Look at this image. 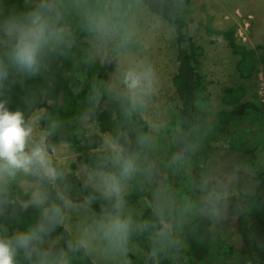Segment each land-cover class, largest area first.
I'll use <instances>...</instances> for the list:
<instances>
[{"label":"clouds","instance_id":"9594fccd","mask_svg":"<svg viewBox=\"0 0 264 264\" xmlns=\"http://www.w3.org/2000/svg\"><path fill=\"white\" fill-rule=\"evenodd\" d=\"M154 2L159 8L154 15L162 16L167 0ZM149 9L148 0H24L22 9L0 0V264H74L82 258L93 264H131L138 255L155 262L182 246L181 233L197 218H224L233 181L210 174L194 184L197 200L185 197L177 206L161 185L153 197L152 216L130 205V182L151 169L140 151L153 144L151 134H137L134 147L125 132H118L91 162L73 170L50 142L62 126L59 119L48 115L41 127L38 113L26 115L8 106L14 86L23 88L28 79L45 76L56 57L70 53L75 34L69 21L75 19L90 38V59L117 67L124 112L131 118L158 88L152 64L131 57ZM122 60L127 64L120 69ZM27 93L24 102L31 111L37 94ZM100 96L94 89L93 103ZM172 160L180 161V154ZM74 173L80 189L70 180ZM74 191L82 199H75ZM28 208L36 210L35 218L10 230V222L22 223ZM58 229L63 230L60 236ZM145 234L146 254L134 244L135 237ZM250 239L257 238L253 234ZM258 246L264 248V243Z\"/></svg>","mask_w":264,"mask_h":264},{"label":"rangeland","instance_id":"374dc122","mask_svg":"<svg viewBox=\"0 0 264 264\" xmlns=\"http://www.w3.org/2000/svg\"><path fill=\"white\" fill-rule=\"evenodd\" d=\"M183 9L190 33L195 43L203 49L202 70L209 94L205 103L210 109L204 115L205 123L197 132V139L198 145L211 147L212 155L199 160L201 166L198 168L192 166L180 170L178 174L172 172L169 163H172L175 141L173 128L170 127L173 122L170 111L174 104L172 78L177 68V45L171 26L149 11L141 20L131 57L151 63L157 73V91L147 105L137 112L145 121L154 142L144 155L151 169L147 175L130 182L128 197L138 196L129 203L143 214L153 205L152 198L161 185L167 186L177 206L181 205L185 197L197 200L199 193L191 191L185 194L183 190H178L173 178L177 181L182 175L195 178L210 174L216 179H230L233 183L224 218L209 220L216 242L223 248L221 251L231 252L232 247L240 248L243 243L239 229H246L249 225L245 220L241 222L240 218L243 213L252 210L254 196L258 195L264 204V181H260V176L264 175V120L249 117L238 122L231 115L224 116L223 113H229L239 105L227 106L224 96L230 88L242 89L245 92L244 99L258 104L264 116V0H186ZM227 34H233L239 44L254 50L255 72L252 78L244 80L237 71L239 58L229 49ZM85 40L90 46L88 35ZM102 64L109 76L110 87L120 95L122 86L116 79L117 67ZM126 64L127 61L122 60L118 66L123 69ZM42 112L36 113L41 117ZM87 129V146L95 157L103 151L104 142L112 136L96 125ZM77 134L79 139L75 144L63 141L57 145L58 153L62 154L73 170L81 163H88L86 157L77 150L84 134L83 129H79ZM244 149L250 154L245 153ZM74 174L78 176V173ZM21 187L27 189L26 184ZM245 200L250 205H245ZM134 244L147 253L142 236L135 237ZM148 261L144 255L131 258V264H148Z\"/></svg>","mask_w":264,"mask_h":264},{"label":"trees","instance_id":"16d2710c","mask_svg":"<svg viewBox=\"0 0 264 264\" xmlns=\"http://www.w3.org/2000/svg\"><path fill=\"white\" fill-rule=\"evenodd\" d=\"M185 1L167 0L163 15H155L171 26L174 42L177 45V68L172 78L174 104L170 111L173 122L170 127L173 128L175 141L172 154L179 153L181 160L175 163L172 160V163H169L172 172L177 174L180 170L184 171L192 166L200 167L199 160L209 158L213 151L211 147L198 145L197 132L205 123L204 115L210 109V106L205 103L209 94L202 70L203 49L195 43L184 19ZM5 2L6 5L18 9L24 7V0H5ZM148 2L149 11L153 15L158 13L159 8L154 0H148ZM69 25L75 34V43L70 53L56 57L45 76L28 79L23 88L19 85L14 86L9 93L11 100L8 106L12 110L20 108L26 115L43 111L40 117L41 127L44 126V118L48 115L59 119L62 126L50 138V142L56 146L63 141L74 143L79 139L77 131L82 128L84 134L78 142L77 150L89 163L94 158L87 146L89 126L96 125L112 137L118 132H125L134 147L137 134H149V131L138 113L131 118L126 117L123 107L125 101L116 90L110 87L109 76L104 65L90 59L89 43L85 40L87 34L78 28L75 19H70ZM226 38L232 54L239 58L237 71L240 76L244 80L252 78L255 72L254 50L239 44L233 34H227ZM94 89L101 94L97 103L92 101ZM27 90H33L37 94V102L31 111L24 102V97L28 94ZM244 98V90L228 89L224 96L225 104L236 106L235 104L239 103V105L223 115H231L238 122L249 117L263 121L264 116L259 105ZM248 134L246 138L250 143ZM254 143L258 146L256 141ZM148 148L140 149L142 155L147 153ZM243 151L250 154L247 149ZM201 177L200 175L189 178L182 175L177 181L174 178L173 180L178 190H183L185 194L191 191L199 193L198 190H193V186L199 183ZM70 180L75 189H80L81 181L77 179L76 174L71 175ZM260 181H264V175L260 176ZM137 196L128 197L129 202L135 200ZM73 197L82 199L77 191L73 192ZM247 200L245 205H250L249 201L246 202ZM253 201L255 204L251 205L252 210L246 211L240 218L241 222L245 220L249 225L246 229L241 227L239 229L244 239L240 248L232 247L231 252H222L223 248L217 244L212 231L211 221L207 217H199L194 225L186 227L181 233V247L172 250L167 256H161L155 262L149 260L148 264H264V248L258 246L259 243H264V204L258 195L254 196ZM36 215V210L28 208L22 213V223L10 222V230L26 226ZM143 215L152 216V206L147 208ZM62 231L58 229L56 235L59 236ZM253 234L257 239H250ZM64 238H67L66 233ZM142 239L144 247L148 250L147 234L143 235ZM74 264H93V261L91 258H82L76 260Z\"/></svg>","mask_w":264,"mask_h":264}]
</instances>
